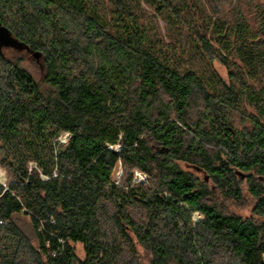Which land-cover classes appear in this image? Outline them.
<instances>
[{
	"label": "trees",
	"instance_id": "obj_1",
	"mask_svg": "<svg viewBox=\"0 0 264 264\" xmlns=\"http://www.w3.org/2000/svg\"><path fill=\"white\" fill-rule=\"evenodd\" d=\"M0 24L42 70L0 48V264H264V0H0ZM244 182L248 218L216 200Z\"/></svg>",
	"mask_w": 264,
	"mask_h": 264
},
{
	"label": "rangeland",
	"instance_id": "obj_2",
	"mask_svg": "<svg viewBox=\"0 0 264 264\" xmlns=\"http://www.w3.org/2000/svg\"><path fill=\"white\" fill-rule=\"evenodd\" d=\"M143 7L147 11H151L150 8L145 4L142 3ZM160 28L163 33H167V30L165 28V23L162 19L159 21ZM3 55L6 59H12V60H20L21 66L26 69L35 79L39 80L41 77V67L38 61V57H33L29 52L24 50L23 47L20 46H3L2 47ZM214 68L217 71V73L224 79V81L227 82V70L220 65L218 62L214 64ZM69 135L66 133H63L60 138L59 142L62 144H66ZM119 148V147H118ZM30 166H34V163L31 162ZM185 168V167H184ZM186 169V168H185ZM192 170V169H190ZM123 175V168L121 165L118 166L113 179L116 183H119L121 181ZM201 178H204V174L200 173L197 174ZM15 175L13 171L6 165V154L2 151L1 145H0V183L8 186L11 182L15 181ZM149 183V177L141 173L139 171H134V184L136 185H147ZM243 190H244V196L241 201H235V200H229L224 197L220 193L217 194V203L225 210L227 213H235L239 216H242L243 218L251 217L253 214V210L256 204V201L252 198V196L248 192V184L244 182L243 184ZM201 216H199L197 219L194 218V222H197ZM19 220H22V226H27L29 223V218H19ZM102 225H103V233L105 234L104 240L106 242L112 243L115 239V231L113 228L107 223L106 219H102ZM77 255L80 259L84 260L86 257L85 249L83 244H76L75 245Z\"/></svg>",
	"mask_w": 264,
	"mask_h": 264
},
{
	"label": "water",
	"instance_id": "obj_3",
	"mask_svg": "<svg viewBox=\"0 0 264 264\" xmlns=\"http://www.w3.org/2000/svg\"><path fill=\"white\" fill-rule=\"evenodd\" d=\"M15 45L23 47L22 45L18 44V42L12 40L10 34L7 33L6 30L0 24V48H2L3 46H15ZM34 57H37V55L34 54ZM239 175L241 179L245 178L244 174L239 173Z\"/></svg>",
	"mask_w": 264,
	"mask_h": 264
}]
</instances>
